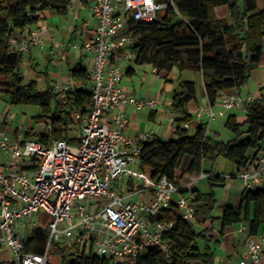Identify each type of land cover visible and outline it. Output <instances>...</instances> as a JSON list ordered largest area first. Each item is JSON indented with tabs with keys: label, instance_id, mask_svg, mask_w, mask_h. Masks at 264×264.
<instances>
[{
	"label": "built area",
	"instance_id": "obj_1",
	"mask_svg": "<svg viewBox=\"0 0 264 264\" xmlns=\"http://www.w3.org/2000/svg\"><path fill=\"white\" fill-rule=\"evenodd\" d=\"M88 3L95 25L82 49L90 59L92 105L86 112L77 105L67 111L76 141L61 138L44 144L33 137L13 139L0 129V151L11 155L7 162H0V247L9 248L14 256L13 263L7 264H46L52 240L62 242L69 256L95 253L108 264H137L150 247L169 257L165 236L175 222L158 215L174 202L182 218L196 221L194 188L208 173L179 182L166 175L148 177L141 169V151L144 142L156 137L155 131L129 135L126 108L155 110L160 102L137 97L121 87L124 72L120 62L136 59L137 37L131 32L132 25L153 22L158 11L173 0ZM9 41L23 55L34 46L46 50V39L36 28L26 27ZM74 86L71 82L55 84L62 102ZM252 100V96L224 92L218 110L210 104L202 106L194 120L199 124L205 116L211 120L232 109L245 110V104ZM175 117L169 122L172 134L177 130ZM182 126L189 129L191 123ZM236 177L245 189L262 184L264 155ZM90 196L104 197L108 202L92 201ZM35 227L50 229L42 254L26 249L28 229ZM245 246L246 255L239 264H262L264 235L249 236Z\"/></svg>",
	"mask_w": 264,
	"mask_h": 264
},
{
	"label": "trees",
	"instance_id": "obj_2",
	"mask_svg": "<svg viewBox=\"0 0 264 264\" xmlns=\"http://www.w3.org/2000/svg\"><path fill=\"white\" fill-rule=\"evenodd\" d=\"M72 2L0 0V97L11 95L13 103L36 104L41 108L36 119L46 120L50 128L43 134L30 130L26 135L44 144L61 138L76 141L71 137L67 111L72 105H77L83 112L90 108L92 78L81 62L69 66L68 75L75 81V86L67 92L66 102H62L52 84L49 65L44 74L45 88L40 89L36 79L26 80L22 70L24 55L12 47L9 39L26 27L38 24L45 18L44 12L67 15ZM219 6L227 7L228 18L217 16ZM131 32L137 37L136 65L151 64L158 74L166 72V76L174 69L200 72L204 94L213 107L222 93L244 87L253 71L261 65L264 9H258L256 0H173V4L168 3L163 17L150 23H135ZM128 73L133 74V68ZM197 95L195 81H181L173 90L171 108L177 113V130L168 139L155 137L143 143L141 169L150 178L166 175L177 182L186 175L206 172L210 188L207 192L194 188L198 204L196 222L182 218L174 202L158 215L175 222L165 236L171 254L166 257L159 248L150 247L139 256L137 264H213L211 229L198 231L195 225L215 219L213 212L218 208L222 210L223 227L247 222L250 233L255 235L264 225V188L245 189L240 208L219 206L215 188L223 187L227 176L204 167L206 161L221 155L236 167L238 173L264 154V93L245 104L243 119L236 113L228 116L225 126L234 137L227 142L210 135L207 122L199 123L192 134L182 126L194 120L189 103L196 100ZM49 233L48 227H35L26 249L42 254ZM65 251L62 242L52 240L46 264H108L107 259L95 253L72 257ZM7 263L13 262H0Z\"/></svg>",
	"mask_w": 264,
	"mask_h": 264
},
{
	"label": "crops",
	"instance_id": "obj_3",
	"mask_svg": "<svg viewBox=\"0 0 264 264\" xmlns=\"http://www.w3.org/2000/svg\"><path fill=\"white\" fill-rule=\"evenodd\" d=\"M256 3L259 9H264V0H256ZM84 7H88L90 10L88 0H73L71 10H69V13L67 15L63 16L65 17L64 19L61 18L60 20H57V18H55V15H51L48 12H44L43 15L45 16V18L41 20L38 24L30 26L28 28L38 29L40 33L45 36L46 42L49 39H53L57 41L56 36L53 35L55 34V31L58 32L60 31L63 34L66 33V36H70V40L76 36L77 31L79 30L80 33L83 34L84 38L86 36L88 37L92 33V28L95 25V19L92 17V13L90 10L91 17L92 19H94V23L90 25L88 22H86V20H83L85 21V23L83 21L79 22L80 14L76 13V10H82ZM216 13L219 18H228L229 12L226 6H219L216 8ZM49 17L51 19V24L45 21V19L48 20L47 18ZM55 43H59V42L57 41ZM71 44H72L71 47L73 48L74 46L76 47V43H71ZM60 46H61L60 44L57 45V47ZM50 47L51 44L50 46L48 44V46L46 45V50L42 51L40 50V48L34 46L31 48L30 53L24 55L25 63L28 65V67H31L37 75H40L39 72L41 73V71H37L35 65L38 64L37 62L40 61L41 58L39 57L37 60H35L36 52L38 54L42 53V56H44L47 59L46 65L50 66V64L51 65L53 64L54 66H56V63L52 61V57H53L52 52L48 51ZM262 50H263L262 63L253 71L250 79L248 80V83L240 90H231L230 92L238 93L244 97L252 96L254 98L258 97L261 93H264V90H262L264 89V38L262 40ZM69 56L70 59H72L74 56H79L80 61L78 62H81L83 66H86L84 61L89 58L84 53L81 47L79 51L73 50V53ZM69 56L68 57L66 56V59L67 58L69 59ZM49 59H51L50 62ZM88 62L90 66L89 59ZM120 63L123 68L124 75H127V77L131 80L132 76L136 74L137 68L132 66V62H120ZM68 64L69 66H72L73 63L68 60ZM86 67L90 70V67L88 66ZM130 68H133V74L128 73ZM22 70H24V68H22ZM152 71H154L153 66H152ZM35 73L34 75H36ZM162 74L163 75L161 76L165 78L166 72H163ZM57 75L58 73L53 71L50 74L52 84L54 86L56 84L54 83V80L57 79L56 77ZM68 77L69 75L67 76V78ZM67 78H65V80ZM166 80L168 81L167 84L165 83L162 84L160 86V91L155 93V98H157L160 101V106L157 109L149 110V113L143 116L142 114L139 113L142 110H134L131 106H127L126 111L129 116L127 133L129 135H134L144 130H154L155 136L162 139H168L173 136V134L170 131L169 122H170V117L177 116V113H175L171 108L172 96H173V90L176 89V87L181 81H185V80L195 81L198 85L197 98L196 100L191 101L189 103V110L193 114V116H195L199 108L209 104L204 94V89L202 86V74L200 72H195L189 69L180 72L174 69L170 74H168V76H166ZM121 87L123 90H125L128 93H131L133 95H135L136 93L134 83L126 81L124 80V78H122ZM216 106L219 107L218 102ZM13 110H14V105L8 102L2 107V109H0V129H4L6 132H8V134L13 139H18L20 137L32 138L26 135L27 131H25L22 127L20 128L18 125L14 124V121L17 120L18 118L17 117L18 114L16 115V113ZM229 111L233 113L242 112V115L239 116V119L244 118L243 117L244 110L232 109ZM25 119H26L25 116H23L20 120L24 121ZM207 119H208L207 116H205L203 122H207ZM44 122L46 125V129L44 131L37 132V131H33V129H28V131L31 130L33 131V133L36 134L45 133L48 128V122L46 120ZM192 125L194 126L195 129L198 123L195 120H193L191 126ZM70 130H71V124H70ZM10 158L11 155L9 153L0 151V162H7L8 160H10ZM233 178H235L236 180L232 178L231 179L227 178L225 185L223 187H218V188H223L219 196L216 194L219 206L229 205L235 208L241 207L242 194L245 188L242 186L239 179H237L236 177ZM198 181L195 184V188L201 190L199 185H197ZM256 188H264V181L262 184L255 186L252 189H256ZM251 210H253V208H250V211ZM213 215H215V219H208L204 223L200 222L197 224L200 228L199 231L206 228L211 229L210 235L212 240L210 242V247L211 250L214 252L213 264H239V262L243 258H245L246 255L245 241L249 236L253 235L250 233L249 224L247 222H239L234 225H228L226 227H223V223L220 218L222 216V210L220 208L216 209L213 212ZM32 230L28 229V234L30 233L29 234L30 236ZM262 235H264V225H261L258 233L253 236H262ZM1 250L2 251L4 250L5 257L4 255L1 256L0 254V262H9L8 259H6V257L8 253L11 252L10 249L7 247H0V251ZM261 263L264 264V253L262 255Z\"/></svg>",
	"mask_w": 264,
	"mask_h": 264
},
{
	"label": "rangeland",
	"instance_id": "obj_4",
	"mask_svg": "<svg viewBox=\"0 0 264 264\" xmlns=\"http://www.w3.org/2000/svg\"><path fill=\"white\" fill-rule=\"evenodd\" d=\"M70 10H71V7H70ZM165 12H166V7L158 11L159 13L158 18L163 17L165 15ZM76 13L80 14L79 22L86 20V22H88L90 25L94 23V19H92L91 13L88 7H84L82 10H76ZM55 18H57V20H60L61 18L64 19L65 17L55 15ZM47 19L48 20L45 19V21L51 24L50 17ZM83 22L85 23V21ZM53 35L56 36V39L59 43H55L57 41L53 39H49L47 40L46 45L48 46L49 44L50 46L51 44V47L48 49V51L52 52L53 54L52 61L56 63V66H54L53 64L52 65L50 64L48 71L50 74L52 71L58 73V75L56 76L57 79L54 80V83L62 84L63 82H71L75 84L74 80L70 79V77L67 78L68 67H69L68 60L73 63L72 66L75 65L80 60H79V56H74L72 59H70L69 55L73 53V50L79 51L80 47L82 48L84 41L87 39V36L84 38L83 34L80 33V30L77 31L76 36L71 40H70V36H66V33L63 34L60 31L59 32L55 31V34ZM42 36L43 38H45L44 35ZM71 43H76V47L74 48L71 47L72 45ZM58 44H60L61 46L57 47ZM35 55H36L35 60H37L39 57L41 58L40 61L37 62L38 64L35 65L36 69L37 71H41L43 73L39 72L40 75H37L31 67H28V65L25 63V56H24V62L22 65V68H24L23 73L25 75L26 80L36 79L38 82V87L40 89H44L46 85L45 80H44V74L47 71V68H46L47 59L44 56H42V53L38 54L36 52ZM66 56L67 57L69 56V59L68 58L66 59ZM88 59H86L84 62L86 66L90 67ZM50 61L51 59H49V62ZM132 66L137 68L136 74L132 76L131 80L127 77V75H124L123 78L126 81L134 83V87L136 90L135 95L137 97H142V98H154L158 102H160L157 98H155V93L160 91V86L164 83L167 84L168 81L163 76H161V74H158L152 71L151 64L136 65L135 62H132ZM34 73L36 75H34ZM65 78L67 79L65 80ZM7 102L14 105L13 111L16 113V115L18 114L17 115L18 118L17 120L14 121V124L18 125L20 128L22 127L25 131H28V129H33V131L42 132L46 129L45 122L42 120L40 121L36 119V116H38L41 113V108L38 105L13 103L12 96H9L6 94L0 97V109H2V107ZM208 105H204V107H208ZM218 108L219 107L216 105L213 106L214 111L218 110ZM139 113L145 116L149 113V110L145 109V110L140 111ZM231 113L233 112L227 111L225 115L223 116L215 115L213 119L211 120L209 118L207 119V123L209 124V128H210L209 129L210 135H212L216 139H220L221 141H225V142L231 140L234 137L233 132L225 126V122ZM236 114L238 116H241L242 112H237ZM23 116H25L26 118L24 121L20 120ZM194 130H195L194 126L192 125L191 128L189 129V133L191 134L194 133ZM75 136L76 134L72 133L71 137L73 138ZM204 167L206 170L213 169L216 173H224L228 179L232 178L236 180L235 178H233V177H236L235 176L236 171H237L236 167L229 160H227L225 157L221 155L217 156L215 160L213 161H206L204 164ZM232 173H234V175ZM193 176L195 175H186L183 179H190ZM197 185H199V187L201 188V191H204V192H207L210 188L207 178L199 179ZM222 189L223 188H218V187L215 188L216 194L218 196L221 193ZM90 198L92 201L102 202L103 204H106L108 202V200H106L104 197L90 196ZM43 213H44L43 211L40 212L41 215ZM47 218L48 217H44V219H47ZM63 224H64L63 222H60V225H63ZM195 228L198 231L200 230L198 225H195ZM0 254L1 256L4 255L5 257L4 250L3 251L1 250ZM6 259H8L9 262L13 261L14 256L12 252L8 253Z\"/></svg>",
	"mask_w": 264,
	"mask_h": 264
}]
</instances>
